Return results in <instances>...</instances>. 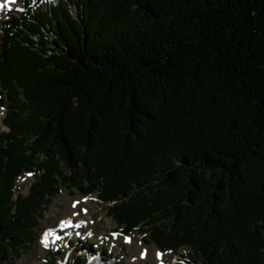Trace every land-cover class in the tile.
Returning a JSON list of instances; mask_svg holds the SVG:
<instances>
[{
  "label": "trees",
  "instance_id": "trees-1",
  "mask_svg": "<svg viewBox=\"0 0 264 264\" xmlns=\"http://www.w3.org/2000/svg\"><path fill=\"white\" fill-rule=\"evenodd\" d=\"M40 1L1 21L0 264L60 185L179 264H264V0Z\"/></svg>",
  "mask_w": 264,
  "mask_h": 264
},
{
  "label": "rangeland",
  "instance_id": "rangeland-1",
  "mask_svg": "<svg viewBox=\"0 0 264 264\" xmlns=\"http://www.w3.org/2000/svg\"><path fill=\"white\" fill-rule=\"evenodd\" d=\"M40 2L41 8L45 9L53 6L56 0ZM0 3L5 4V7L0 8L1 36V21L19 16L24 10V0H5ZM70 12L74 15V7L70 6ZM4 113L5 109L0 108V131H6L1 122ZM40 162L44 163L46 160L41 157ZM27 174L18 178L15 195L27 194L34 181V177ZM63 174L69 176L70 173L64 170ZM59 188L58 195L50 199L41 212V218L34 229V242L29 249L24 250L18 257L8 258L3 264H47L53 259L50 254L60 248L61 253L54 254V258L57 264H66L67 255L72 251L69 250L70 247H77L78 253L82 254L91 245L92 252L97 251L95 255L99 263L105 260L108 264H179L185 260L181 259L185 253L184 248L163 253L148 241L147 233L140 231L139 227L128 235L122 234L121 228L107 214L112 204L99 201L95 193L86 196L79 194L72 186L60 185ZM87 217L91 219V223L87 221ZM63 221L69 222L71 226L63 224ZM46 232L51 233L47 237V247L41 243ZM125 238L131 243H125Z\"/></svg>",
  "mask_w": 264,
  "mask_h": 264
},
{
  "label": "snow or ice",
  "instance_id": "snow-or-ice-1",
  "mask_svg": "<svg viewBox=\"0 0 264 264\" xmlns=\"http://www.w3.org/2000/svg\"><path fill=\"white\" fill-rule=\"evenodd\" d=\"M3 7H5V4L0 3V8H3ZM27 175L30 176V175H32V174H31V173H28ZM73 207H75V205H73ZM85 211H86V210H85ZM62 223L65 224V225H67V226H71L70 223L67 222V221H63ZM76 226L79 227V225H76ZM50 234H51L50 232H46V233L44 234V239L41 241V243H43L45 247L48 246L47 237H48V235H50ZM125 243H131V241H130L128 238H125ZM157 257H159V254H157ZM142 258H143V257H142Z\"/></svg>",
  "mask_w": 264,
  "mask_h": 264
},
{
  "label": "bare ground",
  "instance_id": "bare-ground-1",
  "mask_svg": "<svg viewBox=\"0 0 264 264\" xmlns=\"http://www.w3.org/2000/svg\"><path fill=\"white\" fill-rule=\"evenodd\" d=\"M1 1H5V0H0V2H1ZM87 221H88L89 223H91V219L88 218V217H87ZM103 264H108V263H103Z\"/></svg>",
  "mask_w": 264,
  "mask_h": 264
}]
</instances>
